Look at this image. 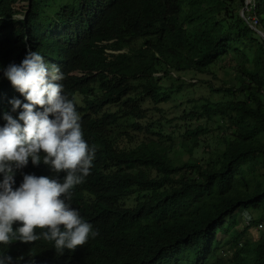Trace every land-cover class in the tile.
I'll list each match as a JSON object with an SVG mask.
<instances>
[{
  "label": "trees",
  "instance_id": "obj_1",
  "mask_svg": "<svg viewBox=\"0 0 264 264\" xmlns=\"http://www.w3.org/2000/svg\"><path fill=\"white\" fill-rule=\"evenodd\" d=\"M76 1L101 29L78 35L56 61L65 91L85 96L84 126L98 148V168L77 189L97 196V227H111L120 238L107 257L121 261L132 255L116 264H264V38L258 32L264 31V0L254 8L246 0ZM56 3L44 1L34 24L40 39L41 20L59 10ZM253 15L256 28L249 23ZM28 40L39 47L32 33ZM0 42L2 100L13 90L1 68L23 50L25 31ZM220 64L229 79L219 77ZM73 70L86 74L70 75ZM189 71L220 79V85L199 80L220 98L187 99L178 120L188 127L178 138L180 126L167 132L171 119L156 117L148 107L156 103L163 114L162 103L183 99L194 85L180 74ZM108 104L118 111H103ZM123 119L159 138L119 133L115 125ZM5 124L0 120V127ZM154 124L161 129L155 131ZM211 134L218 144L208 158L178 155L192 154ZM134 189L138 198L126 208ZM244 212L251 214L249 222ZM229 224L244 228L223 245ZM260 224L258 238L245 237Z\"/></svg>",
  "mask_w": 264,
  "mask_h": 264
},
{
  "label": "clouds",
  "instance_id": "obj_2",
  "mask_svg": "<svg viewBox=\"0 0 264 264\" xmlns=\"http://www.w3.org/2000/svg\"><path fill=\"white\" fill-rule=\"evenodd\" d=\"M44 1L0 0V41L25 31L23 50L1 68L13 92L0 99V120L6 122L0 127V264L126 262L132 255L121 261L107 257L120 238L111 227H97V196L77 189L97 170L98 148L85 130V96L65 91L56 61L78 35L101 28L80 9L81 1L57 0L59 10L41 20L40 39L34 24ZM249 23L259 24L252 18ZM29 33L39 38V47L28 40ZM103 111L117 112L118 106L108 104ZM134 190L126 208L138 198L140 190ZM243 216L245 222L252 218L248 212Z\"/></svg>",
  "mask_w": 264,
  "mask_h": 264
},
{
  "label": "rangeland",
  "instance_id": "obj_3",
  "mask_svg": "<svg viewBox=\"0 0 264 264\" xmlns=\"http://www.w3.org/2000/svg\"><path fill=\"white\" fill-rule=\"evenodd\" d=\"M221 64L217 67V72L219 74V77H221L222 80L224 79H229L230 75H227L226 72H224L221 68ZM175 76H177L176 73H174ZM180 76L182 77V79L186 80V83H192L194 86H192V88H190V90H188L189 92L187 93V95L180 100H173V101H169L168 103H162L161 104V108L164 110L163 114L156 111V107L157 104L153 103L151 104L148 108L152 111H155L156 113H158L156 115V117L159 116H165L166 119H171V122L169 124V126L166 127V131L169 132L171 130V132L173 133L174 127H176L177 125H179V129L176 130L175 132V136L176 137H185V133H186V129L188 127V124L183 121L180 122L178 120V117H180L182 115V113H184V111L186 110V104L185 101L189 98L192 99H199L201 97H207V96H211L209 87L200 82L199 80H201L202 78H206L207 80H212L213 83H218L217 85H220L222 83V81L218 78H214L213 74H208L207 76L203 75V74H199L196 73L194 71H189L186 72L185 74L181 73ZM171 81L170 80H165L164 84L165 85H170ZM212 98H220L219 94H214L213 96H211ZM182 101L184 103H182ZM148 103V101H147ZM190 107V106H188ZM190 109H188L187 111H189ZM194 121H192L191 123H193ZM144 125L146 127H148V123L144 122ZM216 126V124L214 125ZM169 127V129H168ZM155 131H159L161 129L160 126H158L157 124H154L152 127ZM115 130L119 131L120 133L122 132H128L130 135L134 136L135 138H140L142 137L144 134L146 135H150L151 133L148 130H144V131H138L134 126H133V121L132 120H123L121 121L119 124H117L115 126ZM215 134V133H214ZM155 138H159L158 134H154ZM202 144L199 148H197L192 154L189 153L188 151H184L181 154L178 153V155L181 157V159L183 160H187V159H201V158H208L211 154L212 151H214L215 147L218 144V141L215 138V135L213 136L212 134L205 137L204 140H202ZM177 151V146L174 147L173 151L171 152L172 155H174L173 152ZM142 197V196H139ZM135 200H131L129 201V204H133ZM236 218H239V214L237 213L235 215ZM240 217H242V215H240ZM247 217H244V221H246ZM242 221H243V217H242ZM226 228H228L229 230L227 232H223V237H222V241H223V245L224 243H230L231 242V237L233 236V234H237L238 230L239 232L242 231L241 229L244 228V225L239 224L238 226H231L229 225H225ZM241 229H240V228ZM260 227V226H259ZM263 227L259 228V230L254 227L252 229H250L249 231H247V233L245 234V237H251L253 236L255 239L258 238V236L260 235V229H262ZM224 246H222L223 248ZM222 250V249H221Z\"/></svg>",
  "mask_w": 264,
  "mask_h": 264
},
{
  "label": "built area",
  "instance_id": "obj_4",
  "mask_svg": "<svg viewBox=\"0 0 264 264\" xmlns=\"http://www.w3.org/2000/svg\"><path fill=\"white\" fill-rule=\"evenodd\" d=\"M247 6L248 5H250V4H252V6H251V8L253 7H255V0H247ZM250 8V9H251ZM252 22L254 23V24H258L259 23V20H258V17L256 16V15H254V16H252ZM260 227H263V225L262 224H260L259 225Z\"/></svg>",
  "mask_w": 264,
  "mask_h": 264
},
{
  "label": "water",
  "instance_id": "obj_5",
  "mask_svg": "<svg viewBox=\"0 0 264 264\" xmlns=\"http://www.w3.org/2000/svg\"><path fill=\"white\" fill-rule=\"evenodd\" d=\"M244 12H245V8L242 9V15L245 16ZM258 32H259V34L261 35V37L264 35L263 31L258 30Z\"/></svg>",
  "mask_w": 264,
  "mask_h": 264
}]
</instances>
